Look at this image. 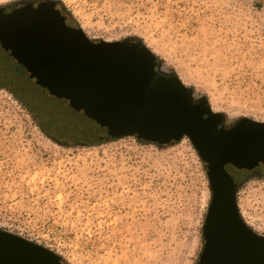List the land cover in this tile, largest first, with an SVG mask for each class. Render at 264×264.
I'll return each instance as SVG.
<instances>
[{"label":"rangeland","instance_id":"374dc122","mask_svg":"<svg viewBox=\"0 0 264 264\" xmlns=\"http://www.w3.org/2000/svg\"><path fill=\"white\" fill-rule=\"evenodd\" d=\"M43 1L91 41L136 37L225 124L264 122V0H0V8ZM48 129L0 87V230L64 264H198L211 191L187 136L87 143ZM236 201L264 236V169L241 179Z\"/></svg>","mask_w":264,"mask_h":264},{"label":"water","instance_id":"95a60500","mask_svg":"<svg viewBox=\"0 0 264 264\" xmlns=\"http://www.w3.org/2000/svg\"><path fill=\"white\" fill-rule=\"evenodd\" d=\"M53 3L0 8V72L7 86L58 133L153 143L187 136L211 191L198 264H264V236L242 220L237 187L224 169L225 163L264 166V122L245 120L216 131L217 122L203 117L208 106L192 105L172 74L170 84L159 79L165 72L153 71L156 59L146 46L91 41L66 24ZM0 264L64 263L51 250L0 230Z\"/></svg>","mask_w":264,"mask_h":264},{"label":"flooded vegetation","instance_id":"af4514ba","mask_svg":"<svg viewBox=\"0 0 264 264\" xmlns=\"http://www.w3.org/2000/svg\"><path fill=\"white\" fill-rule=\"evenodd\" d=\"M39 3L42 2H38L37 4H35V2H29V3H23L22 5L18 6L17 8H14L13 6H8L7 8L4 7V11L5 12H9L12 10H17V9H22L25 6H35L38 5ZM51 4V3H50ZM54 5V7H57L56 4H52ZM62 12V11H61ZM65 17V22H66V16ZM156 63H154V68L153 71L155 73H158V64L157 61H155ZM160 73V72H159ZM159 79H163L167 84L171 83V75L167 74V73H160V76H158ZM185 96H187V98L191 101L192 105L200 107L201 109H205L207 108V104L205 103V101L203 100H199L197 98L192 97L190 91L188 90V88L186 89V93ZM220 116H212V112L210 111V109L208 108L207 112L203 113V117L204 118H209V120L217 122V126L215 128L216 131H226L230 128H232L235 124L232 125H227L225 124V120L224 117L219 114ZM224 169L225 171L230 175V177L233 180V183L236 185V187L238 188V185L241 182V179L245 176H249V175H253L254 173H256V171H258L259 169H264L263 165H259L253 169H243V168H238L230 163H225L224 164Z\"/></svg>","mask_w":264,"mask_h":264},{"label":"trees","instance_id":"16d2710c","mask_svg":"<svg viewBox=\"0 0 264 264\" xmlns=\"http://www.w3.org/2000/svg\"><path fill=\"white\" fill-rule=\"evenodd\" d=\"M54 4H56V2H54ZM59 10V12L61 13V15L65 16L64 13H63V9L61 8H58V7H55ZM62 11V12H61ZM122 42H128L130 45H143L145 46L143 43H141L140 41H138V39L136 37H130L128 38V40H124ZM1 71V70H0ZM7 77H6V74H3L2 72H0V87H4L6 89H8L12 94H14L15 96H17L16 92L14 90H12L10 88V86H7ZM5 83V84H4ZM17 98L26 105V107L28 108V110L30 111L31 115L34 117L35 120H37L38 122V125H39V128L48 133L50 130L48 129V126H47V123L42 120L37 114L36 112L34 111V109L28 104V103H25L19 96H17ZM54 132V130H51ZM55 134L59 135L60 137H63L64 139L65 138H68L70 137L71 140H74V141H79V142H87V143H102L104 141H107V140H110V139H114V138H109V139H105V140H102V141H98V140H87L86 138H76V137H73V136H70L68 134H63V133H58V132H54ZM56 141L58 142H62V140L60 139H57ZM172 141V140H171ZM62 262H64L62 259H61Z\"/></svg>","mask_w":264,"mask_h":264}]
</instances>
